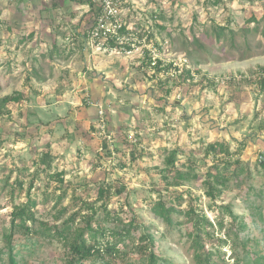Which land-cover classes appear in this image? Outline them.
Instances as JSON below:
<instances>
[{"label": "rangeland", "instance_id": "374dc122", "mask_svg": "<svg viewBox=\"0 0 264 264\" xmlns=\"http://www.w3.org/2000/svg\"><path fill=\"white\" fill-rule=\"evenodd\" d=\"M136 1L138 5L126 20L134 28L147 27L154 34L152 44L159 48V58L164 66L171 65L168 75L164 72L155 77L153 70H143V54L130 55L128 63L120 66L119 60L128 56L123 52L112 55L116 70L111 66L91 71L78 66L71 69L68 61L77 53L72 48L80 43L65 39L72 29L64 23L69 13L64 3L69 1L50 0L54 5L47 7L22 0L16 9L9 6L18 17L19 23L13 24L19 30L13 37L0 31V101L15 92L28 98L7 105L0 102L5 111L0 115V264H7L2 234L9 225L3 215L13 206L30 198L38 221L52 223L58 211L75 203L71 197L74 188L76 194L92 201L102 181L124 186V192L120 197L114 195L109 207H117L119 201L123 221L134 218L137 224L132 239L122 244L126 257L116 264L145 263L133 252L143 231L152 234L155 252L170 264H194L184 217L173 214L174 224L169 226L156 218L150 207L161 199L183 210L189 199L176 200V192L188 189L200 199L194 206L203 209L214 223L203 182L214 163L210 155L205 156V149L216 141L228 144L231 152L236 141L246 143L237 165L242 173L238 172L237 179L228 173L221 197L233 217H223L228 223L234 220L233 239L264 256V172L257 163L264 151V132L259 127L264 125V92L251 82L264 69V0H222L214 5L215 0ZM92 13L86 15L84 30L92 22ZM217 27L225 30L218 33ZM74 59L79 61V57ZM183 59L187 64L176 71L189 70L193 80H182L180 74L173 73V64ZM231 79L240 86L233 92L234 102L228 101L232 89L227 82ZM103 139L109 142L113 155L110 160L98 161ZM131 143L143 153L136 162L130 159ZM47 146L52 155L48 175L42 165L34 164ZM175 149L181 162L189 155L194 159L198 180L172 186L164 172V160ZM61 172L67 195L56 203L60 184L50 177ZM16 180H24L22 192ZM69 213L56 224L65 221ZM227 228L226 223L223 229ZM229 245L221 248L226 264H232ZM208 248L215 250L210 244ZM63 250L62 242L47 238L39 241L33 252L21 246L15 252L18 264H62ZM241 252L239 247L237 253ZM214 259L223 264L217 256Z\"/></svg>", "mask_w": 264, "mask_h": 264}, {"label": "trees", "instance_id": "16d2710c", "mask_svg": "<svg viewBox=\"0 0 264 264\" xmlns=\"http://www.w3.org/2000/svg\"><path fill=\"white\" fill-rule=\"evenodd\" d=\"M79 2H88L89 7L92 10L93 4L91 0H79ZM222 0H215L214 4H218ZM254 19L248 21L250 23ZM93 23V19L91 24ZM90 24V25H91ZM126 27H124L120 33H126ZM218 33L224 31L223 27H217ZM245 31V30H244ZM152 37L149 36V39ZM100 42H97L98 44ZM103 48L109 50H117L120 52L133 51L128 46H117L112 39L104 41L101 45ZM152 54L147 49L144 50V61L142 63V69H149L154 71V76L157 74L168 72L171 65H163V61L156 60L154 68H150ZM182 80H193L189 70H184L180 74ZM29 78L26 77V81L29 82ZM246 81V80H245ZM250 81V80H249ZM252 83L256 84L258 91L264 92V69L257 74L256 79H252ZM228 87H231L229 92L230 102L236 101V96L233 95L234 90L239 88V84L234 79L227 82ZM235 86V88L233 87ZM237 86V87H236ZM239 86V87H238ZM233 87V88H232ZM27 96L23 92H15L10 96H5L1 99V103L7 105L9 103H19L26 101ZM5 114V111L0 108V115ZM259 114V113H258ZM258 114H255L257 117ZM260 131L264 132V125H260ZM236 149L230 151L229 145L225 142H212L209 143L205 149V156H211L214 161L209 171L206 173V179L203 182L204 196L209 199L210 205L208 206V212L214 218V223L210 221L203 209H198L194 206L195 200H200L199 197H195L192 191L185 189L181 192H176V200H182L184 196L188 197L189 203L185 209L177 208L170 201H159L151 204V211L154 216L162 221L166 222L169 226H172L174 220L173 214H180L185 219V224L190 230V236L192 238L191 244V258L194 264H217L214 256L220 258L223 264L224 253L221 248L229 245L230 258L232 264H264V256L256 252H250L245 245L237 238H232L233 231L235 230L234 220L232 223L225 222L223 214H227L230 218L233 217V213L228 205H223L221 197L225 192V186L229 180L228 173L231 172V176L235 179L238 178L239 173L242 170H237L239 163V157L246 146L245 141H236ZM130 159L136 162L138 157L143 154L142 151H137V146L132 144ZM113 153L111 147L106 139L102 140L101 151L97 153L98 161L101 159L107 161L112 158ZM178 150H172L165 157V169L164 172L170 176L172 186L178 187L185 183H189L192 180H198L199 177L196 174V162L194 159L187 157V159L181 162L178 159ZM233 157H237L232 161ZM51 150L47 146L45 150L41 151L38 163L43 166L42 171L48 175V170L51 168ZM257 163L264 172V156H260L257 159ZM122 166H125L123 163ZM239 172V173H238ZM64 173H56L50 178L57 179L60 184L58 190L60 194L57 197V202L61 201L67 195V190L62 187L64 183ZM19 191L22 192L24 180H16L15 182ZM76 188L73 189L72 199L75 201L73 205H69L58 211L55 220L52 223L38 221L35 217L34 206L35 202L30 198L27 199L25 204L19 206H13L12 211L3 215L8 225V231L2 234L4 248L7 256V264H18L17 254L15 249L17 246H21L22 249H27L33 252L34 247L39 241L50 238L57 240V242L63 243L62 264H94L96 261L101 264H116L119 260H124L127 253L123 251V245L126 241L132 239L133 234L137 231L136 220L131 218L126 223L122 219L123 207L118 201L117 207L110 208L109 203L112 197L117 195L118 197L124 192L123 185L117 184L111 185L102 181L96 187L95 197L92 201L86 200L81 194H76ZM99 204V205H97ZM68 212L69 215L65 221H62L59 225L56 224L57 220H60ZM227 223L228 228L224 230V225ZM238 235V234H237ZM236 235V236H237ZM36 239L32 243V239ZM236 239V240H235ZM208 244L213 246L215 250L208 248ZM241 247L242 252L237 253V249ZM156 240L152 234L143 231L139 237L138 245L135 250L142 258L145 259L144 264H170V261L166 258L159 256L155 252ZM131 251V250H130ZM222 254V255H221Z\"/></svg>", "mask_w": 264, "mask_h": 264}, {"label": "crops", "instance_id": "0c3cea01", "mask_svg": "<svg viewBox=\"0 0 264 264\" xmlns=\"http://www.w3.org/2000/svg\"><path fill=\"white\" fill-rule=\"evenodd\" d=\"M21 1L22 0H0V31L2 32V35L4 33V35L7 37H13L12 34L15 31L19 30V28L13 24V23H15L17 25L19 23L18 17L14 13V11L9 8V6L11 5L10 7H13V9H16L17 5H20V3L22 4ZM28 1L31 2V4L35 5V6H43L44 5V6L50 7V5H52V6L54 5L52 2H50V0H42V3L39 0H28ZM36 1H38V3H36ZM68 1H69L70 5L64 3L66 5V8H68V12H69L67 14V16L65 17L66 21L64 23H66V25L68 27H72V29L69 30V35H68V33L66 34L65 39L70 40L72 42L74 41L78 44L80 43V47H77L79 49L76 48L77 49L76 50V49L72 48L73 51L77 52L75 54L73 52V55H74V57H79V61L77 62L78 59L76 60V59H74V57L72 59L70 58V60L68 61L69 62V68L75 69V67L78 66V68L82 67L83 70L85 69V70L91 71V70H99L101 68H104L105 66H111L112 70H116V68H117L115 66L116 62L114 61L112 55L114 53L119 54L120 51H117L115 49L109 50V49L103 48L101 46L91 44L88 41V33H89V28L91 25L86 27L85 30L83 29V26L85 25V22H86L85 20H87L88 13L91 11V8L89 7L88 2L82 3V2H79V0H68ZM26 4H27V2H26ZM137 5H138V3L135 0L134 5H132V10L135 9L134 7ZM38 10H39V7L37 8V11ZM83 14H85V16ZM129 15H132V14H129ZM127 17L125 18L126 24L129 27H133V23H130V21H129V23L127 22V20H126ZM42 21L44 22L45 20H42ZM40 22L41 21L39 20L38 23H40ZM38 23L36 22L35 28L38 25ZM47 27H48V25H47ZM50 32H51V29L49 27L48 33H50ZM31 33L33 34V31H31ZM149 36L152 37L151 40L154 39V34L151 31H150ZM70 54H72V52ZM140 54H143V50L141 51V49H139V48L133 49V51H130L129 53H125V55H128V56H124L119 60V62H121L120 66L128 63L127 59L130 58V55H133V57H138V55L140 56ZM143 61H144V57H143L142 62H140V63H143ZM103 63H107V65L103 64ZM140 63H138V64H140ZM113 72H115V71H113ZM166 75H168L167 72H166ZM85 80L87 81L88 85L89 84H90V86L93 85V83L90 82V78H88V79L85 78ZM94 94L96 95V97H99V95H100L99 91H97V90H95Z\"/></svg>", "mask_w": 264, "mask_h": 264}, {"label": "built area", "instance_id": "2783aa9c", "mask_svg": "<svg viewBox=\"0 0 264 264\" xmlns=\"http://www.w3.org/2000/svg\"><path fill=\"white\" fill-rule=\"evenodd\" d=\"M91 2L93 23L89 28L88 41L93 45L101 46L104 41L112 39L117 46L143 50V57L144 50L147 49L152 54L150 68H154L156 60L160 59V51L149 39L150 30L147 27L144 30L129 27L125 22V18L132 13L135 0H91ZM153 19L155 20L156 16H153ZM124 27L127 32L120 33ZM97 42L100 43L96 44ZM184 64H187L185 59L180 60L179 64H173L175 66L172 69L173 73L180 74L181 70L176 71V67L181 68ZM99 114L101 115L102 111H99ZM133 141L135 142V139ZM262 155L264 156V151L260 154Z\"/></svg>", "mask_w": 264, "mask_h": 264}]
</instances>
